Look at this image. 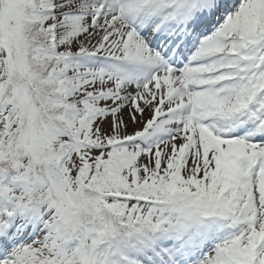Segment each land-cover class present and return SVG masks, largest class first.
Returning <instances> with one entry per match:
<instances>
[{"label": "snow or ice", "instance_id": "1", "mask_svg": "<svg viewBox=\"0 0 264 264\" xmlns=\"http://www.w3.org/2000/svg\"><path fill=\"white\" fill-rule=\"evenodd\" d=\"M0 264H264V0H0Z\"/></svg>", "mask_w": 264, "mask_h": 264}]
</instances>
